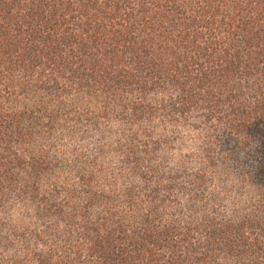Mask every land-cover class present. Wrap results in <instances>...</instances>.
<instances>
[{
  "label": "trees",
  "instance_id": "1",
  "mask_svg": "<svg viewBox=\"0 0 264 264\" xmlns=\"http://www.w3.org/2000/svg\"><path fill=\"white\" fill-rule=\"evenodd\" d=\"M0 264H264V0H0Z\"/></svg>",
  "mask_w": 264,
  "mask_h": 264
}]
</instances>
